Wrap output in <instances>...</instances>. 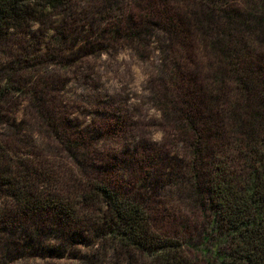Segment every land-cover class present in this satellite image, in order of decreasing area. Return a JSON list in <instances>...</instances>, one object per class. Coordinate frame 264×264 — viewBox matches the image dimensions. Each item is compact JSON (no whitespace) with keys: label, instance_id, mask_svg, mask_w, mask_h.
Instances as JSON below:
<instances>
[{"label":"trees","instance_id":"16d2710c","mask_svg":"<svg viewBox=\"0 0 264 264\" xmlns=\"http://www.w3.org/2000/svg\"><path fill=\"white\" fill-rule=\"evenodd\" d=\"M72 1L0 0V118L28 101L40 126L35 130L53 137L61 152L39 156L0 141V200L9 207L0 216V232L21 224L38 226L39 232L42 222L50 223V229L80 228L93 234L91 247L102 242L106 250V241H111L118 264H264V67H254L250 57L225 49L209 95L199 96L207 97L206 106H196L198 97L190 95L185 82L177 85L185 91L171 90L160 100L176 145L185 149V186L192 207L177 228L166 227L162 221L168 211L154 205L147 189L155 178L146 174L145 153L132 156L128 176L112 170L89 177L85 166L90 151L85 150V157L84 143L68 133L70 122L58 115L61 105L36 71L59 62L58 46L64 41L56 34L42 55L34 25ZM244 1L250 2L248 11L264 3ZM134 2L145 13V22L161 25L157 20H163L152 18L155 10L145 0ZM193 2L224 11L227 21L234 20L229 14L237 7L235 0L180 1L187 6ZM3 65L18 71L20 67V73H5L9 67ZM215 116L231 118L233 132L207 135L208 117ZM93 148L92 158L116 160ZM112 161L108 167L115 166Z\"/></svg>","mask_w":264,"mask_h":264},{"label":"rangeland","instance_id":"374dc122","mask_svg":"<svg viewBox=\"0 0 264 264\" xmlns=\"http://www.w3.org/2000/svg\"><path fill=\"white\" fill-rule=\"evenodd\" d=\"M180 1L145 0L155 10L152 18L163 20H157L161 25L145 22V13L134 0H73L33 27L42 42V55L56 34L63 36L59 62L36 71L61 105L58 115L70 122L68 133L84 143L85 157L89 149L91 159L85 166L89 177L112 170L128 176L132 156L145 153L146 174L155 178L147 188L150 197L163 213L168 211L162 223L175 228L192 210L185 186L187 158L181 143L176 145L160 100L171 90L185 91L177 87L185 82L190 95L198 97L196 106H206L207 97L199 96L209 95L220 51L225 49L238 51L237 57H250L254 67H264L263 2L256 4L258 10L248 11L250 2L235 0L237 7L229 14L234 20L227 21L224 11ZM5 66L9 67L5 73L10 69L12 75L20 73V67L18 71ZM8 110L0 118V141L39 156L61 154L53 137L35 130L38 118L28 101ZM232 126L231 118L215 116L208 117L204 130L207 135L228 134ZM93 145L98 154L116 162L92 158ZM111 161L114 167L107 166ZM8 208L0 200V216ZM49 226L42 222L39 232L38 226L27 224L2 230L0 264H118L111 241H106V250L102 242L91 247L94 237L88 231Z\"/></svg>","mask_w":264,"mask_h":264}]
</instances>
